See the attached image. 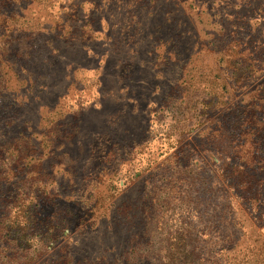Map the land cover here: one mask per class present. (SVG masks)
Here are the masks:
<instances>
[{"label": "rangeland", "instance_id": "374dc122", "mask_svg": "<svg viewBox=\"0 0 264 264\" xmlns=\"http://www.w3.org/2000/svg\"><path fill=\"white\" fill-rule=\"evenodd\" d=\"M249 156L264 0H0V264H264Z\"/></svg>", "mask_w": 264, "mask_h": 264}, {"label": "trees", "instance_id": "16d2710c", "mask_svg": "<svg viewBox=\"0 0 264 264\" xmlns=\"http://www.w3.org/2000/svg\"><path fill=\"white\" fill-rule=\"evenodd\" d=\"M227 86L225 85V88ZM209 95L212 94L211 91L208 92ZM241 171L240 174H243L242 178H244L246 181H253L254 178L255 181L254 183L257 185V187L255 188V192H253V195L250 196V198L248 199L249 201L247 202V204L253 208V206H255V203L258 201L259 199V194H260V190L262 188V183L263 180L262 177L264 176V158L263 159H256L253 156H249V157H243L241 158ZM244 159H246V162L244 161ZM258 161V162H257ZM253 170L254 174L259 173L262 174L261 178H257L256 175H252L251 171ZM232 174V172H230L229 174L226 173V175H230ZM249 177H251V179H249ZM225 178L227 179V176H225Z\"/></svg>", "mask_w": 264, "mask_h": 264}]
</instances>
